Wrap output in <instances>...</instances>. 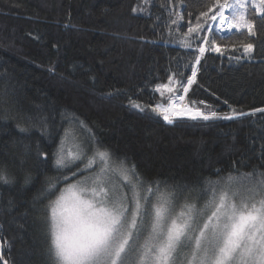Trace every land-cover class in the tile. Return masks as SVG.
<instances>
[{"label":"trees","instance_id":"obj_1","mask_svg":"<svg viewBox=\"0 0 264 264\" xmlns=\"http://www.w3.org/2000/svg\"><path fill=\"white\" fill-rule=\"evenodd\" d=\"M218 11L217 0H0V264H54L50 204L101 167L84 169L97 148L128 177L103 181L130 210L133 190L141 198L132 264L160 198L170 214L195 205L196 227L220 185L244 190L243 174L264 172V13L246 9L254 34L220 36ZM193 69L183 102L217 117L165 122L152 107L184 93L156 87L186 84ZM66 136L84 155L62 167Z\"/></svg>","mask_w":264,"mask_h":264},{"label":"snow or ice","instance_id":"obj_2","mask_svg":"<svg viewBox=\"0 0 264 264\" xmlns=\"http://www.w3.org/2000/svg\"><path fill=\"white\" fill-rule=\"evenodd\" d=\"M217 5L220 27L216 31L223 33L231 32L232 29H247L249 34H254V21L246 11L240 10L246 8L245 0H239L238 8L230 6L226 0L224 3L217 0ZM229 7L232 8L230 16L225 15V9ZM252 7L257 12L264 13V0H258ZM211 19L216 21L217 15H213ZM196 27L198 29L200 25L197 24ZM192 31L194 29L189 27V32ZM243 48L246 54H250L253 46L248 43ZM212 50L221 52L219 47ZM205 51L204 47H199L200 56ZM200 56L196 57L197 64ZM195 77L196 70L193 69L186 84L170 77L169 84L157 86L155 90L163 94L165 90L174 92V87L178 84L184 95L171 96L167 107L157 104L151 110L168 123H172L174 116L187 115L193 120L217 117L215 111L206 114L187 105L178 108L175 101L184 100L189 88L195 83ZM132 104L143 111L141 105L134 101ZM223 118L233 117L226 114ZM68 157L75 162L82 159L83 153L69 152ZM96 157L104 161L105 165L110 158L107 151L97 148L93 156L87 158L85 170L93 167ZM56 163L58 166H66L63 149ZM104 171L105 168L100 169V173ZM131 171L135 172L134 166ZM124 178L128 179L126 174ZM231 179L230 176L229 180ZM0 181L9 182L3 170H0ZM241 187L249 193L248 196L237 203L235 193L230 199L228 192H222L211 213L202 225L196 227L193 226L194 217L184 211L165 226L169 209L164 204L154 206L151 234L139 246L135 264H176L178 259L181 264H264V195H261L264 192V172L254 170L243 174ZM151 191V187L147 188L148 193ZM51 194L54 193L50 192ZM144 200L147 202V197ZM142 207L139 193L133 190L130 210L127 197L121 198L110 191L100 174L96 175L91 187H84L79 183L70 184L50 204L51 252L54 264H132L130 254L137 251ZM186 207L190 213L195 205Z\"/></svg>","mask_w":264,"mask_h":264},{"label":"rangeland","instance_id":"obj_3","mask_svg":"<svg viewBox=\"0 0 264 264\" xmlns=\"http://www.w3.org/2000/svg\"><path fill=\"white\" fill-rule=\"evenodd\" d=\"M227 3H228L230 6H231V5H235V6L238 8L239 0H228ZM245 3H246V8H245V9H240L241 11H246V9H247L248 7L253 8V7H252V4H253V3H258V0H245ZM253 9L256 11L257 14H259V12H257V9H256V8H253ZM231 12H232V8H231V7L225 9V15H229V16H230V15H231ZM218 13H219V11H218ZM218 13L216 14V15H217V20H216V21H213V20H212V21L210 22L209 28H212V29L214 30V32L217 33V34L220 35V36H226V35H229V34L232 33L234 30H236V29H232L231 32H223V33H222V32H218V31H216V30L220 27V25H219V16H218ZM203 47H204V46H203ZM204 48H205V47H204ZM244 55H245V57H248V54H246L245 52H244ZM175 102H176V104L178 105V108H182L184 105H187L185 102L180 101V100H176ZM169 103H170V100L167 101V103H166L164 106L167 107ZM187 106H188V105H187ZM178 119H190V118H189L187 115H184V116H174V117L172 118V121H174V120H178ZM163 120H164V119H163ZM164 121H165V120H164ZM165 122H167V121H165ZM167 123H168V122H167ZM68 134L70 135V133H68ZM68 134H67V135H68ZM80 148H81V147H80ZM61 149H63V154H64V156H65V164L68 163V162H71L70 158L68 157V153H69V152H72V153H83V155H84V152H83V151H80V149H79V147H78V143H77L73 138H71V137H67V136L64 137L63 141L61 142L60 147L58 148V151H57L56 159H55V160H57L58 156L61 154ZM91 156H93V155H89V156H87V157H86V155H84V157H85V163L87 162V158H88V157H91ZM97 164H100L101 167L98 168V169H95V167H96ZM92 168L95 169V171H94L95 173L92 175V177H90L89 179H86V180H80V181H79V180H76V181L72 182L71 184H73V183H79L81 186H84V187H91L92 184H93V180L95 179V177H96L97 174H100V175H101V179H102V180H104V178H105V179L111 181L112 183H115V181L113 182V178L111 177L112 175H116V176H118L121 182H126V181H127V180H125V178H124V176H125V171L122 170V169L119 168V167H116L115 165H112V164L109 162V160H108V162H107V165H105L104 161L100 160L99 157H96L95 163H94V165H93ZM92 168H90V169H92ZM101 168H105V171H104L103 173H100V169H101ZM103 182H104V181H103ZM109 183H110V182H108V183H105V182H104V184L106 185V187H107L110 191L113 192V190H112V189H113V186L110 187V186L108 185ZM112 183H110V184L112 185ZM228 184H229V182L226 181L225 184H222V185L219 186L220 188H219V191H218V193H217V196L214 198L213 202L209 205L207 211H206V212L203 214V216L198 220V224H197V226L202 225V223H203L204 220L206 219L207 215H209V214L211 213V211H212L213 208H214L215 203H218V201H219V196H220V194H221L222 192H225V191L228 192V194H229V198H230V199L233 198V194L235 193V197H234V198H235V200H236L237 203H239V201H240L242 198H244V197H246V196L249 195V193H247V192L245 191V189H244V190H240V191H238V190H236V189H233V190H232V189H226V188H230V187H226ZM69 185H70V184H69ZM69 185L63 187V188L60 190V192L63 191L65 188H67ZM60 192L56 195V197L59 196ZM261 195H264V192H262ZM56 197L54 198V200L56 199ZM257 199H259V196L257 197ZM165 203H166V201H165L164 199L162 200V198H160V200H158V201L156 202V206H159V205H161V204H164V205L166 206ZM181 211H184L186 214H189V215H191V216L193 217V212L191 211V212L189 213V209H188V207H181V210L178 211V212H176V213H173V214L168 213V219H167L166 222H165V226H167V224L170 223V220H171L172 218L177 217ZM50 216H51V214H50ZM184 218H187V216L184 217ZM184 218H182V219H184ZM50 219H51V218H50ZM195 222H197V221H194V224H195ZM194 224H193V225H194ZM151 225H152V224H151ZM150 234H151V230H150Z\"/></svg>","mask_w":264,"mask_h":264}]
</instances>
